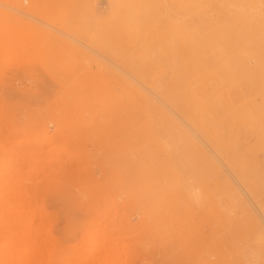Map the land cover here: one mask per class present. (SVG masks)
<instances>
[{
  "label": "rangeland",
  "instance_id": "obj_1",
  "mask_svg": "<svg viewBox=\"0 0 264 264\" xmlns=\"http://www.w3.org/2000/svg\"><path fill=\"white\" fill-rule=\"evenodd\" d=\"M238 4L252 14L235 15ZM134 23L149 25L156 79H185L175 82H186L184 116L124 69L121 59L146 51L124 28ZM201 23H213L218 45L196 53L242 69L176 70L174 55L191 50L186 38ZM263 66L264 0H0V264H264L255 236L264 231ZM188 111L201 127L213 122V147Z\"/></svg>",
  "mask_w": 264,
  "mask_h": 264
},
{
  "label": "bare ground",
  "instance_id": "obj_2",
  "mask_svg": "<svg viewBox=\"0 0 264 264\" xmlns=\"http://www.w3.org/2000/svg\"><path fill=\"white\" fill-rule=\"evenodd\" d=\"M179 9H181V8H179ZM27 12H29V13H31V15H36V16H38V17H42L43 19H46V21H48V22H51L52 20H50L47 16H45V14L44 13H42L41 11H39V10H37V9H35V8H31V9H29ZM180 13V12H179ZM181 17V16H180ZM51 24H54V23H51ZM66 26L68 25V24H66V23H64ZM79 24V23H78ZM184 24V23H183ZM224 24V23H223ZM61 25V24H60ZM225 25H226V23H225ZM224 25V26H225ZM65 26V27H66ZM79 26V25H78ZM86 26V25H85ZM192 26V23H188L187 24V28H189V27H191ZM193 26H194V23H193ZM228 26V25H227ZM227 26H225L224 28L226 29V27ZM67 27H69V26H67ZM195 27H196V25H195ZM194 27V28H195ZM215 27V26H214ZM219 27V26H218ZM71 28V27H70ZM116 28V27H115ZM125 28V30L127 31V32H129L130 33V35L132 36V37H134L135 38V36L136 37H139L140 38V36H143L145 39H144V41H141V42H137V44L138 45H142L143 47H144V49L146 50L145 52H143L142 54H139L138 56H136L135 58H131V59H121L120 61H121V63H122V65L124 66V69H125V67H126V70H127V72L128 73H130L134 78H136V80H138L141 84H143L144 86H146L148 89H150V91L151 92H153L156 96H158V98H160L162 101H164V102H166L167 104H169L170 106H172L173 108H175L176 109V111H178L179 112V114H181V115H183L182 114V110H183V100L181 99L182 97H181V94H180V89H181V87H182V89H183V87L185 86V83H184V86H180V88H178V86L176 85L177 84V82H179L178 83V85L179 84H181L182 82L180 81L181 79H183V78H178V77H176V76H174V78L176 77V79L177 80H179V81H177L176 82V80H175V82H176V84H175V82H174V79L172 80V82L171 83H173V86L172 87H168V85H165L164 83H167V82H161V81H159V80H157L156 79V76L154 75L155 74V70L153 69V68H150V67H148V66H146V65H149V66H151L148 62H146V61H149V62H151V63H153L154 65H156L155 63H157V62H154V59H159V58H157V56L156 57H154V54L152 55L151 54V52H153V53H156V52H154V51H150L151 49H153L154 50V44H152L151 45V43H150V41L147 39V36H146V33H147V35H148V32H149V25H142L141 23H138V24H131V25H127V26H125L124 27ZM184 28V27H183ZM199 28V27H198ZM83 29V28H82ZM185 29L186 28H184V29H182L181 31L183 32V31H185ZM190 29V28H189ZM216 29V28H215ZM225 29H223L224 31H225ZM85 30V29H84ZM97 31V30H96ZM188 31V30H187ZM222 31V30H221ZM229 32V31H228ZM72 33V32H71ZM98 33V32H97ZM166 33V32H165ZM191 34L186 38L187 39V41H188V47L189 46H191L192 45V47H191V50L189 51V52H187L186 50H183L182 49V51H179V52H177L176 53V55H174L175 57H173L174 59H173V61H172V63H174V67H177V71H178V69L180 70V71H178V72H181V74H183L182 72H189V71H197V72H201V71H206V72H218V71H222V70H230L231 68H232V70H233V68L234 67H236V69H237V67H239V68H241L242 69V67H243V65L245 64H243L242 65V63L241 64H238L237 62H232L231 60H232V57H231V60H229V59H227V58H225V57H221V58H219V57H215V55L213 54V55H209V56H207V57H203V55L201 56L200 54H198V53H196L197 51V48L199 47L200 48V46L202 45H206V46H208L210 49H211V44L213 43V41L211 42V40H212V37H213V23H201V28L200 29H197V30H195V32L193 31V30H191V32H190ZM223 33V32H222ZM75 34H76V32H75ZM74 34V35H75ZM102 34V33H101ZM106 34V33H105ZM189 34V33H188ZM164 35V34H163ZM76 36V35H75ZM80 36V35H79ZM102 36H104V34H102ZM77 37V36H76ZM83 38V37H82ZM218 38V37H217ZM80 39V38H79ZM96 39V38H95ZM143 39V38H142ZM213 39H215V38H213ZM223 39V38H222ZM170 40H172V39H170ZM101 41V40H100ZM99 41V42H100ZM186 40H185V34H184V32H183V37L181 38V41H180V46H182V44L183 43H186L185 42ZM224 40H222V43H224L223 42ZM84 42V41H83ZM218 42V41H217ZM172 43V42H171ZM170 43V44H171ZM175 43V42H174ZM105 44V43H104ZM213 44H215V43H213ZM94 45V44H93ZM98 45V44H97ZM107 45V44H106ZM215 45H218L217 43L215 44ZM105 46V45H104ZM152 47V48H151ZM205 46H203V48H204ZM217 47V46H216ZM223 47H224V45H223ZM97 48V47H96ZM96 48H95V50H96ZM177 48V47H176ZM181 48V47H180ZM202 48V49H203ZM101 49V48H100ZM103 49H105V47H103ZM173 49H175L174 47H173ZM207 49V48H206ZM221 49L223 50L224 48H222L221 47ZM227 49V48H226ZM142 50V49H141ZM199 50V49H198ZM209 50V49H208ZM212 50V49H211ZM99 51H101V50H99ZM105 51V50H104ZM212 52V51H211ZM215 52V51H214ZM218 52V51H217ZM103 53V52H102ZM119 53V52H118ZM172 53V52H171ZM202 53V52H201ZM222 53V55H223V51L221 52ZM225 53V52H224ZM115 54V53H114ZM114 54H110L111 56H112V58L113 59H115L116 61H118L119 63V66H120V61H119V58H122V57H118L119 56V54H117V55H114ZM158 54V53H157ZM157 54H155V55H157ZM217 54V53H216ZM106 55V54H105ZM123 55V54H122ZM206 55V54H205ZM108 56H109V54H108ZM111 56H109V57H111ZM127 56H130V55H127ZM132 56V55H131ZM134 56V55H133ZM223 56H225V54L223 55ZM126 57V56H125ZM169 57V56H168ZM111 58V59H112ZM161 58V57H160ZM166 58V57H165ZM164 57L162 58V60H166ZM251 58V57H250ZM256 58V57H255ZM237 59H239V58H237ZM242 59V58H241ZM172 60V59H171ZM248 60H249V58H248ZM247 60V61H248ZM251 60H253V59H250V61ZM258 60V59H257ZM261 61H262V59H260ZM93 61V60H92ZM91 61V62H92ZM116 61H114V62H116ZM167 61V60H166ZM260 61V62H261ZM169 62H171V61H169ZM169 62H168V65H169ZM250 63V62H249ZM258 63H259V60H258ZM100 65H102L101 63L99 64V66ZM172 65V67H173V64H171ZM255 65H256V63H255ZM123 66H122V68H123ZM157 66H159V65H157ZM163 66V65H162ZM261 66V65H260ZM101 67V66H100ZM102 67H103V65H102ZM151 67H155V66H151ZM172 67H170V71H172L171 70V68ZM105 68V67H104ZM263 68H264V66H263ZM173 69V68H172ZM245 69H246V65H245ZM240 70V69H239ZM254 70V69H253ZM175 71V70H174ZM245 71V70H244ZM177 72V73H178ZM227 72V71H226ZM236 72V71H235ZM240 72V71H239ZM110 73V72H109ZM173 73V72H172ZM252 73V72H251ZM180 73L179 74H177V75H181ZM211 74V73H210ZM236 74V73H235ZM245 74H246V72H245ZM227 75V74H226ZM119 76V75H118ZM181 76H183V75H181ZM240 76V75H239ZM243 76V75H242ZM259 76V75H258ZM252 77V76H251ZM241 78V77H240ZM247 78V77H246ZM255 78V77H254ZM118 79H121V78H118ZM162 79V78H161ZM242 79V78H241ZM184 81H185V79H183ZM238 80V79H237ZM163 81V80H162ZM171 81V80H170ZM187 81V80H186ZM239 81V80H238ZM249 81V80H248ZM181 82V83H180ZM231 82V81H230ZM188 84H189V82H187ZM233 83H235V82H233ZM238 83V82H237ZM240 83V82H239ZM246 83V82H245ZM249 83V82H248ZM131 84V83H130ZM174 84H175V86H177V87H175L174 86ZM253 84V83H252ZM236 85V84H235ZM127 86V85H126ZM129 86V85H128ZM131 86V85H130ZM188 86V88L190 87L189 85H187ZM251 86V85H250ZM125 87V86H124ZM134 88V87H133ZM264 88V87H263ZM190 89V88H189ZM195 90V89H194ZM188 91V90H187ZM190 91H191V89H190ZM240 91V90H239ZM244 91V90H243ZM259 91H260V89H259ZM129 92H130V90H129ZM189 92V91H188ZM235 92V91H234ZM237 92V91H236ZM261 92V91H260ZM263 92H264V89H263ZM131 93V92H130ZM204 93V92H203ZM125 94V93H124ZM192 94V93H191ZM238 94V93H237ZM246 94H247V92H246ZM134 95H137L136 97H135V99H136V101H137V99L138 100H140V102L142 101H144V102H146V103H148V102H150L151 100H149L148 98H146L145 96H143L142 95V93L140 92V90H138L137 88H135V90H134ZM188 95V94H187ZM215 95V94H214ZM252 95V94H251ZM184 96V95H183ZM219 96V95H218ZM217 96V97H218ZM216 97V98H217ZM218 99V98H217ZM223 100V99H222ZM143 102V103H144ZM254 102V101H253ZM151 104V103H150ZM152 104H153V102H152ZM221 104V103H220ZM254 104V103H253ZM262 104H264V103H262ZM146 106H148L147 107V109L148 108H150V105H149V103L148 104H145ZM155 105V104H154ZM154 105H153V107H152V111H154V113H155V115L158 117V116H162V118L165 120V121H168L169 122V124H168V126H172L173 128L172 129H176L177 127H175L177 124L175 123V121H173L174 123H173V125H170L171 123H172V120H170L169 119V117L167 116V114H164L163 112H162V110L158 107V106H155L154 107ZM188 105V107H189V104H187ZM140 106V105H139ZM212 106V105H211ZM235 106V105H234ZM237 106V105H236ZM254 106H255V104H254ZM197 107V106H196ZM221 107V106H220ZM241 107V106H240ZM171 108V107H170ZM190 109H191V107H189ZM189 108H188V110H189ZM151 109V108H150ZM193 109V108H192ZM217 109V108H216ZM208 110V109H207ZM191 111H193V110H191ZM195 111V110H194ZM246 111V110H245ZM247 112V111H246ZM234 113V112H233ZM232 113V117H233V114ZM244 113V112H243ZM249 113H251V112H249ZM259 113V112H258ZM187 116H185V117H183V118H185L186 120L185 121H188L189 122V124H192V126L195 128V130L197 131V132H199V134H201V136L206 140V142H207V144L209 145V146H212L213 147V141H214V139H212V135H209V132L207 133L206 131H207V128H208V126H210L211 124H213V122L211 123V122H208V121H204V127H206V130H204L205 128L204 127H201V126H199V123H201V122H199L198 123V121L196 120L197 118H196V115H198V114H193V113H191L190 111H188L187 113ZM205 114V113H204ZM217 114V113H216ZM253 114V113H252ZM148 115H149V113H148ZM152 115V114H151ZM150 115V116H151ZM180 115V116H181ZM223 115V114H222ZM221 115H220V113H219V117H220ZM262 116H264V115H262ZM203 117V116H202ZM217 117H218V115H217ZM224 117H226V116H224ZM152 119H153V117H151ZM172 118V117H171ZM158 119V118H157ZM239 119V118H238ZM242 119V118H241ZM161 120V119H160ZM200 120V119H199ZM220 120V119H219ZM224 120V119H223ZM244 120H246V118L244 119ZM162 121V120H161ZM160 122V121H159ZM198 123V125H197V123ZM162 123V122H161ZM211 123V124H210ZM227 123V122H226ZM225 122H224V124H226ZM239 123V122H238ZM255 123V122H254ZM160 124V123H159ZM176 124V125H175ZM206 124V125H205ZM210 124V125H209ZM246 124V123H245ZM203 125V124H202ZM222 127H220V128H224V126H223V124H220ZM162 126H163V124H162ZM165 126V125H164ZM163 126V127H164ZM242 126V125H241ZM257 126V125H256ZM190 127V126H189ZM226 128H227V126H225ZM243 127H245V126H243ZM184 128V127H183ZM263 128V127H262ZM209 129H211V128H209ZM219 129V128H218ZM177 130H179V129H177ZM221 130H224V129H221ZM228 129H225V131L223 132V133H227L228 131H227ZM236 130V129H235ZM254 130H256V129H254ZM174 131V130H173ZM172 131V132H173ZM163 132V131H162ZM170 132V131H169ZM195 132V131H194ZM257 132H260V131H257ZM180 133V132H179ZM178 132L176 133V134H179ZM182 133V132H181ZM234 133V132H233ZM244 132H242V134H243ZM246 133V132H245ZM251 133V132H250ZM253 133V132H252ZM174 134H175V131H174ZM175 134V135H176ZM218 134V133H217ZM229 134V133H228ZM247 134V133H246ZM183 135V134H182ZM257 135H259V134H257ZM228 136V135H227ZM249 136V135H248ZM248 136H246V137H248ZM251 136H252V134H251ZM171 137H173L174 138V136H173V134H172V136ZM170 137V138H171ZM185 137V136H184ZM184 137H183V139H182V137H181V139L180 140H182L181 142H183V140H184ZM218 137H219V135H218ZM221 137V136H220ZM225 136H223V140L225 139L224 138ZM176 138H177V136H176ZM176 138H175V140H176ZM215 138V137H214ZM227 138V137H226ZM238 138V137H237ZM249 138V137H248ZM248 138H247V140H248ZM179 139V138H178ZM178 139L176 140V141H174L175 142V144L176 143H178ZM216 139L217 140H219L218 138H215V141H216ZM221 139V141L223 142V140ZM241 139V138H240ZM257 139V138H256ZM260 140H261V138H260ZM172 141H173V139H172ZM185 141V140H184ZM221 141H217L218 143H220V145H219V147L218 148H214L215 150H216V152H217V154H219L220 156H222V157H224L225 159H229V156H228V152H226V156H224L225 155V153L223 154V152H225L224 151V149H223V147L221 148V145H222V143H221ZM225 141V140H224ZM240 141V140H239ZM173 142V143H174ZM181 142H179V143H181ZM226 142V141H225ZM225 142H223V143H225ZM242 143H243V145H244V141L242 140L241 141ZM240 142V143H241ZM261 142V141H260ZM191 143V142H190ZM189 143V144H190ZM193 143V142H192ZM216 143V142H215ZM227 143V142H226ZM225 143V144H226ZM230 143V142H229ZM249 143V142H248ZM253 143V142H252ZM258 143V142H257ZM262 143H263V141H262ZM194 144V143H193ZM236 144V143H235ZM247 144V143H246ZM245 144V145H246ZM254 144V143H253ZM259 144V143H258ZM177 145V144H176ZM192 145V144H191ZM195 145V144H194ZM203 145V144H202ZM231 145V144H230ZM237 145V144H236ZM240 145V146H239ZM239 145H237V147H239L240 149H241V146H243L242 144H239ZM178 146V145H177ZM181 145H179V148H181L180 147ZM193 146V145H192ZM228 146H229V144H228ZM252 146V145H251ZM261 146V145H260ZM182 147H184V146H182ZM236 147V149H238ZM255 147V146H254ZM259 147V146H258ZM178 148V147H177ZM203 148V147H202ZM208 148V147H207ZM225 148V147H224ZM245 148V147H244ZM244 148H242V149H244ZM230 149V148H229ZM241 149V150H242ZM249 149V148H248ZM239 150V149H238ZM251 150V149H250ZM255 150V149H254ZM253 150V151H254ZM259 150V149H258ZM257 150V151H258ZM191 151H192V149H191ZM230 151H232V149L230 150ZM252 151V150H251ZM251 151H249L251 154H254V153H252ZM214 152V151H213ZM239 152H240V154H242V153H244L243 151H237V153L239 154ZM260 152V151H259ZM184 153H185V150H184ZM190 154H192V153H194V152H189ZM236 153V154H237ZM262 153H263V151H262ZM177 154H178V152H177ZM189 154V155H190ZM231 154V153H230ZM247 154V153H246ZM245 154V155H246ZM256 154H257V152H256ZM264 154V153H263ZM234 155V154H233ZM228 156V158H226ZM235 156V155H234ZM233 156V157H234ZM238 156V155H237ZM236 156V157H237ZM257 156V155H256ZM212 157V156H211ZM231 157V156H230ZM238 157H241V156H238ZM237 157V158H238ZM252 157V156H251ZM253 157H255V154H254V156ZM189 158H191V157H189ZM232 158V157H231ZM195 159V158H194ZM204 159V158H203ZM240 159L241 158H239V161H240ZM244 159V158H243ZM192 160V159H191ZM211 160V159H210ZM209 160V161H210ZM236 160V163H239V161L237 162V159H235ZM246 160H247V158H246ZM252 160H254V159H252ZM195 161V160H194ZM203 161V160H202ZM248 161V160H247ZM246 161V162H247ZM204 162H206V160H204ZM211 162V161H210ZM209 162V163H210ZM217 162V161H216ZM195 163V162H194ZM207 164H209L208 162H206ZM206 163H204V164H206ZM226 163V162H225ZM230 163H232L231 161H230ZM229 163V164H230ZM248 163L250 164V162L248 161ZM255 163H256V161H255ZM215 164V163H214ZM213 164V166H215ZM259 165V164H258ZM212 166V165H211ZM231 166H232V164H231ZM239 166V165H238ZM254 166H256V165H254ZM263 166V165H262ZM261 166V167H262ZM216 167V166H215ZM203 168H205V167H203ZM221 168V167H220ZM230 168V167H229ZM245 168V170H246V167H244ZM254 168V167H253ZM256 168V167H255ZM215 169V168H214ZM249 169V168H248ZM248 169L246 170V171H248ZM258 169V168H257ZM256 169V170H257ZM260 167H259V171H260ZM204 170V169H203ZM206 170H210V169H206ZM213 170V169H212ZM211 170V171H212ZM239 170V169H238ZM244 170V169H243ZM250 170V169H249ZM251 171H254V170H251ZM264 171V170H263ZM258 172V171H257ZM211 173V172H210ZM244 173V172H243ZM263 173V172H262ZM261 173V174H262ZM207 174V173H206ZM214 174V173H213ZM247 174V173H246ZM249 175H250V173H248ZM247 174V175H248ZM259 173H257V175H258ZM207 175H209V172H208V174ZM236 175V174H235ZM240 175V174H239ZM248 175V176H249ZM209 176H212V174H210ZM236 176H238V175H236ZM247 176V177H248ZM261 176V175H260ZM244 177V176H243ZM252 177V176H251ZM212 178V177H211ZM250 177H248V179H249ZM255 178H257V179H259L260 177H256L255 176ZM242 179V178H241ZM247 179V178H246ZM256 179V180H257ZM264 179H262V182H264L263 181ZM255 181V180H254ZM259 182H260V179L258 180ZM222 182H224L223 180H222ZM228 182H229V180H228ZM257 182V181H256ZM259 182H258V185H259ZM217 185V184H216ZM257 185V186H258ZM219 186H221L220 184H219ZM253 186V185H252ZM257 186H256V188H257ZM260 186V185H259ZM228 188V190L230 191L231 189H229V187H227ZM260 188H263V187H259V189ZM219 189V188H218ZM220 190V189H219ZM223 190V189H222ZM237 190V189H236ZM221 191V190H220ZM252 191V190H251ZM223 192V191H222ZM263 192H264V190H263ZM221 193V192H220ZM224 193V192H223ZM227 193V192H226ZM239 193V192H238ZM217 194V193H216ZM220 195V194H219ZM222 195H224V194H222ZM217 196V195H216ZM233 197V196H232ZM237 197V196H236ZM257 201H259V200H257ZM237 202V201H236ZM239 203V201L237 202V204ZM263 204V203H262ZM238 206V205H237ZM246 206V205H245ZM238 207H240V206H238ZM232 208H233V205H232ZM242 208V207H241ZM262 208V207H261ZM238 210V209H237ZM240 212V211H239ZM250 215V214H249ZM251 217V216H250ZM236 218V217H235ZM240 218V217H239ZM247 218V217H246ZM248 219V218H247ZM246 219V221H248ZM245 221V222H246ZM237 222V221H236ZM255 224V223H254ZM242 226H244V225H242ZM258 226V225H257ZM255 227V226H254ZM253 227V228H254ZM259 227V226H258ZM244 229V228H243ZM247 230V229H246ZM245 231L243 230V233H244ZM247 232V231H246ZM245 236V235H244ZM255 236L257 237V239H256V241L258 240V242H262V243H264V231L261 229V228H257V234H255ZM248 238V237H247ZM256 241L254 242L255 244H256ZM249 244V243H248ZM262 245V244H261ZM257 246V245H256ZM259 246V245H258ZM249 250V249H248ZM261 251H263L264 250V248H261L260 249ZM249 254H251V253H249Z\"/></svg>",
  "mask_w": 264,
  "mask_h": 264
},
{
  "label": "clouds",
  "instance_id": "obj_3",
  "mask_svg": "<svg viewBox=\"0 0 264 264\" xmlns=\"http://www.w3.org/2000/svg\"><path fill=\"white\" fill-rule=\"evenodd\" d=\"M233 13L241 18L248 17L252 14V9L243 4H238L232 9Z\"/></svg>",
  "mask_w": 264,
  "mask_h": 264
}]
</instances>
